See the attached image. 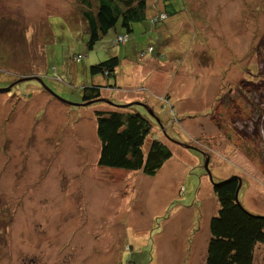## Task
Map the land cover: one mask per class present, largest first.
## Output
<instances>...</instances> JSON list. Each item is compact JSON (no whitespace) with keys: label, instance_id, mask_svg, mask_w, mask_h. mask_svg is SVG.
I'll return each mask as SVG.
<instances>
[{"label":"rangeland","instance_id":"374dc122","mask_svg":"<svg viewBox=\"0 0 264 264\" xmlns=\"http://www.w3.org/2000/svg\"><path fill=\"white\" fill-rule=\"evenodd\" d=\"M163 2L157 24L134 23L116 44L117 24L88 49L77 0H0V264H204L212 183L230 176L264 216V151L262 163L245 152L227 99L243 83L264 108V0H147V14ZM111 56L114 77L89 74ZM92 84L111 103L145 97L153 115L134 108L153 125L147 142L172 153L155 175L97 165L94 111L110 105L84 104Z\"/></svg>","mask_w":264,"mask_h":264},{"label":"trees","instance_id":"16d2710c","mask_svg":"<svg viewBox=\"0 0 264 264\" xmlns=\"http://www.w3.org/2000/svg\"><path fill=\"white\" fill-rule=\"evenodd\" d=\"M77 3L81 7V16L85 22L88 49H92L94 43L117 24L127 35L132 31L134 23L147 18L148 21L157 24L160 20L159 14L154 16L158 18L156 21L153 20L154 17L148 15L149 13L147 14L149 9L147 0H98L93 9L92 0H77ZM160 13L168 16L167 4L164 2ZM120 62L118 56H111L91 65L89 74L114 77ZM101 87L92 84L82 89L83 101H92L91 103L104 101L110 105L107 110L94 111L99 140L97 165L126 171H141L147 176L155 175L172 155L166 141L155 138L147 142L153 130L150 119L137 111L133 103L116 104L100 100ZM239 180L241 179L238 176H230L212 183L219 207L217 214L209 221L204 264H253L255 246L264 241V216L250 213L235 200L234 194Z\"/></svg>","mask_w":264,"mask_h":264},{"label":"flooded vegetation","instance_id":"af4514ba","mask_svg":"<svg viewBox=\"0 0 264 264\" xmlns=\"http://www.w3.org/2000/svg\"><path fill=\"white\" fill-rule=\"evenodd\" d=\"M264 55V52H263ZM247 85V84H246ZM228 94H227V99H228V106L232 111L228 113L230 117L232 115L237 116L238 118L233 120L231 122V118L228 121L229 124H231L232 130H236L238 133V136H240L243 141L246 142V146L244 148L245 152L249 155V150H251L254 154L251 156L256 157L258 161H261L262 163V158L259 156L255 155V151L259 153L263 157L262 152L264 149H262V144L264 140V108L258 110V105H253L250 101V98L248 97V92L246 91L245 86H243V83L240 84H235V87H230L228 89ZM264 107V106H262ZM228 112V111H227ZM222 112L219 113L220 118ZM256 114V117L254 118L251 116V114ZM218 117V118H219ZM229 117V116H228ZM247 120L251 121V126L247 125ZM219 124V123H218ZM232 124H235L236 126H239L240 124H244L245 126L243 127H236ZM222 126H219V128ZM263 131V135H262ZM262 135V136H261ZM249 140V141H246ZM251 143V146L253 149H251L247 144ZM255 144V145H254ZM259 150H258V149ZM263 166H264V161H263Z\"/></svg>","mask_w":264,"mask_h":264},{"label":"built area","instance_id":"2783aa9c","mask_svg":"<svg viewBox=\"0 0 264 264\" xmlns=\"http://www.w3.org/2000/svg\"><path fill=\"white\" fill-rule=\"evenodd\" d=\"M165 17H166V16H165L164 14H160L158 18H159L160 20H162V19L165 18ZM158 18H157V17H154L153 20L156 21ZM115 39H116V40H115L114 42H116V43H124L125 40L127 39V35H118V36L115 37ZM149 48H150V47H149ZM147 51L150 52V51H151V48H150L149 50H145L144 52L146 53ZM145 53L141 52V53H140V56H142V57L145 56V55H143V54H145ZM81 58H82V55L77 54V56H76L75 59H76V60H80Z\"/></svg>","mask_w":264,"mask_h":264},{"label":"water","instance_id":"95a60500","mask_svg":"<svg viewBox=\"0 0 264 264\" xmlns=\"http://www.w3.org/2000/svg\"><path fill=\"white\" fill-rule=\"evenodd\" d=\"M92 101H88L86 104H89V103H91ZM138 104V105H143V107H145V108H147V110L149 111V113L151 114V115H153V113H152V111L148 108V107H146V105H144L143 103H141V102H131V104ZM208 164V160H205V163H204V166H205V168L207 169V165ZM208 174H209V172H208ZM210 175V174H209ZM211 178V177H210ZM240 187H241V180H239V182H238V185H237V187H236V190H235V200L237 201V202H239L238 201V192H239V189H240Z\"/></svg>","mask_w":264,"mask_h":264},{"label":"crops","instance_id":"0c3cea01","mask_svg":"<svg viewBox=\"0 0 264 264\" xmlns=\"http://www.w3.org/2000/svg\"><path fill=\"white\" fill-rule=\"evenodd\" d=\"M144 100H145V97H143L142 101H144ZM204 262H205V259H204Z\"/></svg>","mask_w":264,"mask_h":264}]
</instances>
